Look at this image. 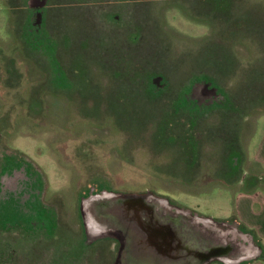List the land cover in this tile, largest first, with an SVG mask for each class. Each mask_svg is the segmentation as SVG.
<instances>
[{"label":"rangeland","instance_id":"rangeland-1","mask_svg":"<svg viewBox=\"0 0 264 264\" xmlns=\"http://www.w3.org/2000/svg\"><path fill=\"white\" fill-rule=\"evenodd\" d=\"M263 135L264 0H0V264H147L125 199L264 264L233 221Z\"/></svg>","mask_w":264,"mask_h":264},{"label":"bare ground","instance_id":"bare-ground-1","mask_svg":"<svg viewBox=\"0 0 264 264\" xmlns=\"http://www.w3.org/2000/svg\"><path fill=\"white\" fill-rule=\"evenodd\" d=\"M110 210L112 214H115L112 216L118 219L120 225L137 227L142 234L144 233L142 236L138 234L135 237L136 251L144 250L155 259H159L158 257L162 255L167 259H173L172 264H192L194 260H202L213 253L228 254L232 249L230 244L227 246L223 244L209 246L207 252L197 249L198 241L191 236L187 239L186 233L177 226L180 222L177 217L171 216L167 220H161L153 205L138 199L114 203L112 207L109 206ZM130 246L129 249H132Z\"/></svg>","mask_w":264,"mask_h":264},{"label":"crops","instance_id":"crops-1","mask_svg":"<svg viewBox=\"0 0 264 264\" xmlns=\"http://www.w3.org/2000/svg\"><path fill=\"white\" fill-rule=\"evenodd\" d=\"M264 165V135L253 158L251 175L245 174L234 186L238 189L234 195V218L237 227L253 239L256 249L255 258H264V184L260 183L261 173H255L256 167ZM256 166V167H255ZM264 171L263 169L261 172ZM232 188V187H229ZM244 243V242H243ZM245 244V243H244ZM260 248V250H259ZM251 254V257L253 256ZM245 258V255H242Z\"/></svg>","mask_w":264,"mask_h":264},{"label":"water","instance_id":"water-1","mask_svg":"<svg viewBox=\"0 0 264 264\" xmlns=\"http://www.w3.org/2000/svg\"><path fill=\"white\" fill-rule=\"evenodd\" d=\"M116 200V199H115ZM125 200H127V199H125ZM129 201H131L130 199H128ZM122 201V200H121ZM139 201H143V202H145L143 199H140ZM115 202V201H114ZM119 202V201H118ZM136 202H138V201H136ZM145 203H147V202H145ZM148 204V203H147ZM114 205V204H113ZM149 205H152V204H149ZM110 207H112V205L110 206ZM113 215H115V214H113ZM110 221H111V223L114 225V226H116V227H118V226H120L119 225V222H118V219H116V218H114V217H111L110 219H109ZM137 231H138V234H140L139 236H142V235H144V234H142V232L137 228V227H134ZM141 252V251H140ZM143 252H146V251H144L143 250ZM149 254V253H148ZM150 255V254H149ZM150 260L152 261H149L147 264H158V263H163V264H165V263H167V262H169L170 264H172L171 262H174V261H172L173 259H167V258H165V257H162V255L160 256V257H158L159 259H155L154 257H152L151 255H150ZM206 258V257H205ZM204 258V259H205ZM155 261V262H154ZM178 261V260H177ZM177 261H175V262H177ZM144 264V263H143ZM192 264H194V263H192Z\"/></svg>","mask_w":264,"mask_h":264},{"label":"trees","instance_id":"trees-1","mask_svg":"<svg viewBox=\"0 0 264 264\" xmlns=\"http://www.w3.org/2000/svg\"><path fill=\"white\" fill-rule=\"evenodd\" d=\"M147 83H148V82H147ZM145 85H146V84H144V90L149 94L148 90H146V88H145ZM147 85H148V84H147ZM148 97H149L150 100H152V96H151L150 94L148 95ZM184 156H186V154H184ZM186 158H187V157H186ZM185 160H186V159H185ZM186 161H187V160H186ZM186 161H184V162H186ZM187 163H188V162H186V164H187Z\"/></svg>","mask_w":264,"mask_h":264},{"label":"flooded vegetation","instance_id":"flooded-vegetation-1","mask_svg":"<svg viewBox=\"0 0 264 264\" xmlns=\"http://www.w3.org/2000/svg\"><path fill=\"white\" fill-rule=\"evenodd\" d=\"M172 217H174V216H172ZM198 247H199V245H198ZM198 247H197V249H199ZM206 248L208 249L209 246H206ZM207 249H206L205 251H203V250H202V251H203V252H207Z\"/></svg>","mask_w":264,"mask_h":264}]
</instances>
